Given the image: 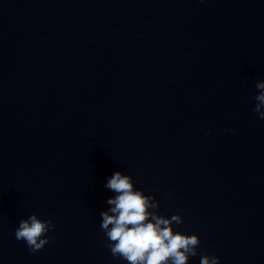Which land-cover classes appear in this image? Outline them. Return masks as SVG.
<instances>
[{"label":"water","instance_id":"1","mask_svg":"<svg viewBox=\"0 0 264 264\" xmlns=\"http://www.w3.org/2000/svg\"><path fill=\"white\" fill-rule=\"evenodd\" d=\"M257 81L264 0H0V264H128L100 227L116 171L198 236L187 264H264Z\"/></svg>","mask_w":264,"mask_h":264},{"label":"clouds","instance_id":"2","mask_svg":"<svg viewBox=\"0 0 264 264\" xmlns=\"http://www.w3.org/2000/svg\"><path fill=\"white\" fill-rule=\"evenodd\" d=\"M255 87L258 95L254 97L257 103L253 111L264 119V81H257ZM104 187L115 193L107 199L110 207L100 212V227L113 258L120 257L128 264H187L190 256L198 254L197 235L173 232V223L183 222L180 215H158V202L152 195L135 189L130 176L116 171ZM54 227L52 220H40L32 214L19 221L15 238L25 241L34 253L49 243L46 234ZM200 264H219V258L201 253Z\"/></svg>","mask_w":264,"mask_h":264}]
</instances>
